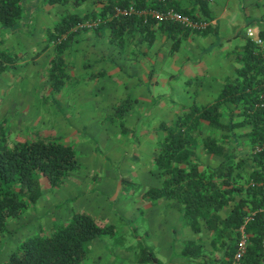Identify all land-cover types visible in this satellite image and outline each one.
Instances as JSON below:
<instances>
[{
  "label": "trees",
  "instance_id": "obj_1",
  "mask_svg": "<svg viewBox=\"0 0 264 264\" xmlns=\"http://www.w3.org/2000/svg\"><path fill=\"white\" fill-rule=\"evenodd\" d=\"M59 4L79 5L85 0H50ZM100 6L83 13L65 8L59 20L47 29L41 50L52 45L50 58L54 69L57 53L77 31L73 27L87 18H100L91 28H109V41L120 44L133 31L151 32L154 27L166 30L174 44L190 28L168 19L149 18L143 22L137 13L114 14V5H132L135 9H174L192 19L199 16L176 0H98ZM207 16V0H192ZM23 0H0V27L14 29L24 13ZM73 27V28H72ZM132 37V36H131ZM241 51L236 53L240 66L236 76L226 80L217 97L200 104L194 99L182 106L170 121H163V134L152 153L151 166L159 175L158 185L142 191L148 200L167 199L182 213V222L190 231H204L207 245L199 237L185 239L172 256L183 264H264V243L261 236L264 192L258 182L264 177V148L254 145L264 141V107L255 105L261 91V45L246 37ZM17 55L0 49V71L8 61L14 65ZM53 66V67H52ZM237 113V117L235 116ZM245 127L240 133L234 127ZM246 139H243V137ZM242 137V139L240 138ZM244 140L247 148H243ZM235 142V143H234ZM216 158L209 163L202 155ZM77 161L67 144L53 138L0 141V233L6 230V220L15 217L38 196L40 176L56 183ZM253 215L243 223L247 241L236 256L238 227L250 211ZM105 227L96 223L88 213L75 212L68 220L50 232L33 233L22 238L0 264H80L85 256V243ZM138 264H164L146 244L138 241ZM2 245V244H0ZM207 246V247H206Z\"/></svg>",
  "mask_w": 264,
  "mask_h": 264
},
{
  "label": "rangeland",
  "instance_id": "obj_2",
  "mask_svg": "<svg viewBox=\"0 0 264 264\" xmlns=\"http://www.w3.org/2000/svg\"><path fill=\"white\" fill-rule=\"evenodd\" d=\"M42 3L44 0H23L22 7L29 13L24 26L8 28L6 34L0 30V44L5 49L21 50L15 60L24 58L15 62L14 67L0 71V141L8 144L15 140L53 138L71 147L77 164L56 183L40 176V191L35 201L19 215L6 220V230L0 233V260L25 236L50 232L75 212L88 213L105 227L86 241L80 264H138V241L161 257L169 239L174 252L179 247L180 234L186 229L175 208L174 214L168 213L165 218L164 211L153 209L147 213L143 208L175 206L166 200H149L153 203L148 206V199L142 196V191L159 184L160 178L150 171L149 165L154 139L143 135L136 141V124L152 125L170 117L175 106L184 101L185 88H194L203 75L185 79L182 73L170 71L173 76L165 85L171 91L166 89L161 95L157 85L153 89L149 84L150 77L141 78V87L149 90L148 97H152L146 102L136 99L138 92L142 95V88L132 86L134 79L118 84L120 74L114 81L94 73L95 63L85 69L71 64L74 51L70 44L57 53L55 60L59 62L52 69L53 48L42 52L31 48L41 45L37 43L40 41L33 26ZM229 30L228 24L219 21L213 32L215 47ZM34 37L37 42L27 45ZM100 38L102 42L104 36ZM199 59L201 67L212 75L223 74L230 66L223 52L210 51ZM56 80L61 82L57 90ZM171 248L165 250L166 257Z\"/></svg>",
  "mask_w": 264,
  "mask_h": 264
},
{
  "label": "crops",
  "instance_id": "obj_3",
  "mask_svg": "<svg viewBox=\"0 0 264 264\" xmlns=\"http://www.w3.org/2000/svg\"><path fill=\"white\" fill-rule=\"evenodd\" d=\"M176 2L179 5L185 6L186 8H189L198 14V19H203L206 21L204 27L190 29L187 34L178 40L177 44H174L173 42L174 35L171 37L170 35H167L165 29L161 30L158 27H154L151 32L139 30L133 31L129 36L124 37L123 41L119 45L112 44V42L109 41V28L106 26L100 27L98 30H94L90 27L86 30L77 31L73 36H71V38L68 39L66 44L67 46L70 44V49L74 51L71 64H74L77 68H89L95 63L97 64V67H95L93 71L94 73L104 74L106 77L111 78L112 80H114V78L120 74L121 79L116 81L118 84H120V82L124 83L125 80L128 81L129 79H134L132 86H136V88H142L141 86L143 85V81L141 78H145L147 76L150 77L149 84L151 87L153 88V85H157V87L160 89V91H158V95L164 93L166 89L168 92L171 91L169 88L170 86L166 87L165 85L167 79L173 76V73L170 71L176 70L180 74L182 73L185 79H189L191 76H200L201 74L203 75L202 80H198L199 82L195 83L194 88H185L184 97H182L184 101L182 100V102L175 106L174 110L170 114V117L161 119L159 121H154L152 122V125L143 123L136 124V141H138V139L143 135H149L152 139H154V150L156 148L158 139H160L163 134V131L160 127L161 122L170 121L178 112H180L182 106L189 105L193 99L200 104L213 101L219 94L224 82L236 76V70L240 66V62L238 57H236V53L241 51V46L244 44L245 39H247V36L244 34L245 26L251 25L254 32L261 37L263 42L262 51L264 52V0H209V6L206 5L208 8L207 16L200 11L199 5L194 4L192 0H176ZM221 3H223V5H221ZM100 4L101 3L98 0H85L79 5H63L56 1L44 0V3L41 4V8L36 13L37 19L33 26V30L37 32L35 37H37L39 39L38 41L40 42H37L34 37V41H32L33 39L29 40L31 42L28 41L29 44L27 45L30 46L33 42L40 43L41 45L38 48H36V46L31 47L32 50H38V52H42L45 49L48 50L49 48L52 49V45H48L44 47L43 50H41L45 42V33L55 21L60 19L65 8H67V10L72 13H83L91 8H97L100 6ZM28 14L29 13L26 8L24 10L23 16L20 19V25L18 24L19 26L17 25V27L24 26V23L28 18ZM219 21L222 25L228 24L230 26V30L224 35L222 41L218 42V46L215 47V42H213V32H216ZM0 30H2L1 34H6L8 28L0 27ZM101 36H104L102 42V39L100 38ZM2 46L3 45L0 44V49H3ZM3 47L4 49L6 48L5 46ZM209 47H213V49L211 48L206 50ZM5 50H8L14 54L21 51L15 50V47H7ZM210 51H212L213 54L223 52L224 57L229 59V69L223 74L219 73L212 75L210 73H206V70L201 67L199 58H203V55ZM52 57L53 56H51V58ZM22 60H24V58L23 56H20V60H15V62ZM5 67H14V65H11V63L8 61ZM180 69L182 72H180ZM167 70H169V72H167ZM73 72L74 70H72L70 73ZM60 83V80H56L55 90L60 89ZM189 85L190 83L188 86ZM141 90V96L140 92H136V99L150 102V98L148 97L150 91H145L143 88ZM191 94H193L192 98ZM137 103H139L138 100H136V104ZM162 103L164 104V102ZM234 113L237 117V113L233 112V114ZM244 129L245 127H234V130L238 133H241ZM242 137L240 138L242 139ZM243 139L246 138L243 137ZM242 147L247 148L245 140ZM202 158L209 163L216 162V158L211 155L203 154ZM151 161L149 164L150 171L159 177V175L153 170ZM263 179L264 177L256 183L260 185V182ZM157 200L158 202L161 200L169 201V205L172 206L170 200ZM38 201L36 202L38 203ZM153 201L148 200L147 205H152ZM143 208L147 213H150V211L152 212L153 209H158L156 212L159 213L164 211V218L166 215H168V213L173 215L175 208L180 212L182 217L181 210L178 209V207ZM147 213H145L146 217ZM184 227L186 230L180 234V241L178 242L180 247L185 239L192 237H199L202 241H206L208 243L209 236L205 234L204 231L200 230L199 232H192L186 225H184ZM190 232H192L191 235L188 234ZM138 238L140 239V237ZM165 238L168 239V235ZM166 244L169 245L164 247L165 250L167 247L171 248L172 245L169 239L167 240ZM165 250L161 251V257L160 255L158 256V252L155 256L161 261H165L167 264H175L176 262L182 263L179 258L177 260H173L171 256L173 251L172 248V251H168L167 257L164 253Z\"/></svg>",
  "mask_w": 264,
  "mask_h": 264
},
{
  "label": "built area",
  "instance_id": "obj_4",
  "mask_svg": "<svg viewBox=\"0 0 264 264\" xmlns=\"http://www.w3.org/2000/svg\"><path fill=\"white\" fill-rule=\"evenodd\" d=\"M137 13L141 16V19L143 22L147 21L149 18H155L157 21L163 20V19H168V20H173L178 22L180 25L193 29V28H202L205 26L206 21L203 19H192L189 17L187 14L182 13L173 7H166L164 9H155V8H140V9H135L132 5H125V6H120V5H114L113 6V13L114 14H130V13ZM100 22V18H87L81 21H78L73 27H79V26H85L87 28H90L97 23ZM72 27V28H73ZM244 34L245 36L249 37L255 44L261 45L262 44V39L261 37L256 34L252 28L251 25H247L244 28ZM261 74L264 78V54L261 55ZM257 106L264 107V79L261 83V91L259 92L258 99L254 103ZM264 148V141L255 144L254 145V150L258 151L260 149ZM260 186L262 188V191L264 192V179L260 182ZM258 210H261L264 212V203L263 205L258 208ZM254 210L250 211L248 215H246L243 218L242 224L239 225L238 231H239V237L237 241V252L236 256H238L242 250L244 249L247 241V233L244 231L243 228V223L245 220L249 219L251 215H253ZM261 228H262V233L261 236L263 238V243H264V213L261 219ZM262 262L264 263V254L262 257Z\"/></svg>",
  "mask_w": 264,
  "mask_h": 264
}]
</instances>
